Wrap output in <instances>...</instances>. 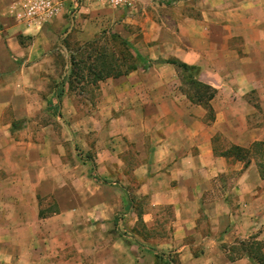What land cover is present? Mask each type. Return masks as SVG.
Listing matches in <instances>:
<instances>
[{"label": "crops", "instance_id": "1", "mask_svg": "<svg viewBox=\"0 0 264 264\" xmlns=\"http://www.w3.org/2000/svg\"><path fill=\"white\" fill-rule=\"evenodd\" d=\"M58 1L29 25L0 0V264H259L264 0ZM107 26L152 63L100 81L90 116L58 85Z\"/></svg>", "mask_w": 264, "mask_h": 264}, {"label": "trees", "instance_id": "2", "mask_svg": "<svg viewBox=\"0 0 264 264\" xmlns=\"http://www.w3.org/2000/svg\"><path fill=\"white\" fill-rule=\"evenodd\" d=\"M101 41H103V37L86 44L84 49L79 48L72 55L68 75L58 85V100L62 98L63 89L67 83L70 85L74 83L77 85L84 84L88 81L87 74L92 78V85L96 86L100 81L109 78H119L136 71L140 67L151 66L152 62L144 59L133 45L120 35L110 33L105 44L101 45ZM110 44H112V47H110ZM163 62L175 66L182 72L184 85L188 88L186 91L191 93V100L204 105L213 119V109L210 102L215 98L216 91L212 87L198 81L200 68L175 59ZM145 63L147 65L144 66ZM263 145L264 143H261L260 146ZM236 150L238 152L242 151L240 148H236ZM261 251L260 244L253 243L248 252L250 255L256 256L259 264H264V255H261Z\"/></svg>", "mask_w": 264, "mask_h": 264}, {"label": "rangeland", "instance_id": "3", "mask_svg": "<svg viewBox=\"0 0 264 264\" xmlns=\"http://www.w3.org/2000/svg\"><path fill=\"white\" fill-rule=\"evenodd\" d=\"M110 33H115L113 31V28H111L110 26H107V28L104 30V32H100L96 37L95 40H98L100 38L103 37V41H101V45H103V43L105 44V41L107 39V37H109ZM69 46H72L74 49H76L77 47H79L78 45L81 44V42L75 37L72 36L68 41H67ZM61 44H64V41H62ZM110 47H112V44H110ZM64 63V62H63ZM65 67L64 65H60L58 71H57V77H59V79H61L63 77V75L65 74ZM87 82L84 84H68L69 90L71 93L74 92L73 95H71V98L74 97L73 101L71 100L70 102V107H73L75 105L78 106V108H80V110L88 115H92L95 111H96V105H97V101H98V87L97 85H92V78L88 76L87 74ZM59 81V80H58ZM188 89V88H187ZM79 102V103H78ZM43 121L45 123H49L50 121H52V118L45 116L43 117ZM60 123V122H58ZM90 155V153H89Z\"/></svg>", "mask_w": 264, "mask_h": 264}, {"label": "built area", "instance_id": "4", "mask_svg": "<svg viewBox=\"0 0 264 264\" xmlns=\"http://www.w3.org/2000/svg\"><path fill=\"white\" fill-rule=\"evenodd\" d=\"M101 2L118 8L131 7L135 0H101ZM58 0H19L16 5L17 17L20 22L43 24L53 19L59 12Z\"/></svg>", "mask_w": 264, "mask_h": 264}]
</instances>
